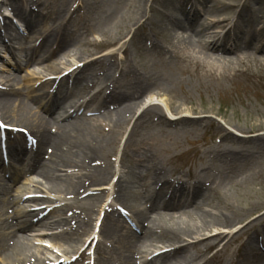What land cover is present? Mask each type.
Listing matches in <instances>:
<instances>
[{
    "label": "bare ground",
    "instance_id": "obj_1",
    "mask_svg": "<svg viewBox=\"0 0 264 264\" xmlns=\"http://www.w3.org/2000/svg\"><path fill=\"white\" fill-rule=\"evenodd\" d=\"M3 6L11 7L13 17L28 26L52 20L62 9L39 0H0V13ZM79 8L80 4L67 10L68 17H61L58 24H45L29 33L27 44L17 49L19 60L13 66L6 67L0 62V68L5 71L0 75V124L22 132L12 138L0 127V168L8 165L15 170L7 180L13 183L11 190L0 177V264H89L88 255H95L92 264H212L211 261L230 251L234 243H237L231 250L234 264H264L260 251L264 244V214L254 215L240 233L233 235L229 229L235 211L226 204L219 208L206 202L211 192L220 198L213 187L217 178L203 177L201 172L205 168L200 173L192 169L186 173L180 170L169 173L158 153L157 142L161 143L163 137L157 135L166 133L168 125L174 131L200 129L199 124L187 117L197 113L196 108L187 107L184 114L186 110L166 100L165 112L156 102L144 101V92L151 91L161 76L146 67L133 66L125 36L108 39L110 26L101 34V40L87 43L94 47L114 45L101 56L84 62L92 55L90 51L85 56L77 49L71 52L64 49L83 35L81 32L86 27L84 23L75 26L70 23L73 12ZM113 9V4H108L104 10L106 18ZM135 10L137 16L134 15L132 25L148 19L144 4ZM2 16L1 59L8 57L6 49L17 39L11 33L9 16ZM164 22L160 29L168 35V40L163 45H151L153 62L173 63L191 58L190 51L214 59L210 52L226 48L216 34L205 36L212 27L201 26L196 33L202 40H195L173 32L181 25L177 18H167ZM224 34L228 35L229 30ZM205 37H208L206 41ZM144 39L146 43L148 37ZM112 58L114 62L107 70L106 62ZM22 61L26 70H21ZM96 66L99 72L103 71L102 75L94 74L92 69ZM109 69L119 72L118 77ZM88 76H93V80L87 90L81 80ZM27 82L30 85L24 87ZM123 84L129 90L123 91ZM77 85L82 94L73 93ZM41 86L46 89L32 95ZM31 100L39 104V110L31 107L28 103ZM116 107L119 111L112 114L110 110ZM125 124H131V130L123 147V160L119 161L121 168L117 169L111 163V151L125 132ZM259 126L252 123L237 130L256 132ZM216 129L221 136L219 141L227 144L219 142L214 150H211L213 146L209 147V153L214 152L218 161L215 166L221 174L236 168L240 163L236 157L246 156L251 146L234 147L229 144L234 135L221 125ZM257 142L264 146L263 139ZM127 152L132 153L129 164L124 162ZM11 161H20L22 166H12ZM241 164L246 163L241 161ZM61 168L68 169L61 173ZM27 172H35L41 180L30 178L19 186L17 176ZM133 179L140 181L144 189L147 199L144 204L133 189ZM39 192L45 195H37ZM104 195L106 208L98 227L95 222L93 227L91 211ZM71 198L77 202L76 207L66 202ZM26 200L33 202L35 208L26 209V204L21 202ZM55 202L61 204L43 205ZM189 209L199 213L198 222ZM253 209L241 215V219L252 215ZM100 214L99 211L97 219ZM123 222L134 230L127 228L114 240L111 234L120 231ZM35 226L45 233L27 238L25 232ZM245 234L247 237L242 240ZM42 237H53L67 246L59 257L49 258L43 251H51L52 244H44ZM107 248L114 252H106L105 257ZM117 250L122 254L115 255ZM208 251L213 254L207 256Z\"/></svg>",
    "mask_w": 264,
    "mask_h": 264
},
{
    "label": "rangeland",
    "instance_id": "obj_2",
    "mask_svg": "<svg viewBox=\"0 0 264 264\" xmlns=\"http://www.w3.org/2000/svg\"><path fill=\"white\" fill-rule=\"evenodd\" d=\"M39 1L45 2L50 6H58L59 9H62L58 11V14L52 20L33 23L28 26L13 17L11 7H2L0 21L2 22V15L6 14L9 16L8 19L11 21L9 24L12 28L11 33L17 36L16 42L18 41L23 45L27 44L29 33L31 34V32L40 29L45 24H51L53 22H57L56 24H58L61 17H68L69 13L67 10H73L80 4V8L73 12L74 14L70 19V23L74 26L79 23H84L86 27L81 32L83 35L79 36L75 41L70 42V44L68 43L64 49H68L70 52L71 50L77 49V51L83 53L85 56L90 51L92 55L87 56L84 62L95 59L110 48L112 49L114 45H110L111 47H94L89 46L87 43L93 40H101L103 38L101 34L110 26L108 39L125 36L128 47V58L133 66L138 69L146 67L151 72H155L161 76L160 80H157V85L152 87L151 91L144 92L142 96L144 101L152 100L154 103L156 102L165 112H167L165 107L166 100L171 101L175 106H179L180 109L186 110L184 114H187V107L194 106L196 108L197 113L187 114V117L197 123V125L199 124L200 129L198 128L196 131H174V128L168 125L166 127V133L157 135L158 138L163 137L161 143L157 142L160 149L158 153L164 159L169 173L170 171L175 173L174 171L179 170L186 173L189 169L200 173V169L205 168V171L201 172L203 177L217 178L213 187L220 194V198L214 192H211L208 194L206 202L211 206L213 205L219 208L223 204H226L235 211L233 226L229 229L233 231V235L240 233L241 228L254 215L264 214V146L255 144L257 140L258 142L261 139L264 140V0H154V2L152 0ZM61 3H65L66 5L62 7L60 6ZM108 4H113L114 9L112 10V15L106 18L104 10ZM143 4L148 19H141L139 24L132 25L134 15L137 16L135 9ZM172 17L181 20V25L175 27L176 29L173 32L177 33L178 31L182 37L187 36L198 40L201 39V36L196 31L201 26L207 25L212 27L205 36L214 34L219 36L223 46L226 47L225 50L210 52L214 59L205 58V56H202L198 52L190 51L191 58L187 57L184 60L177 59L173 63H167L163 60L153 62L154 55L151 54L150 47H147L144 43L146 41L144 38L148 37V43L158 45L166 43L168 35L160 27L164 26V21L167 18ZM193 18L195 20L191 24ZM116 21H119V23L116 24ZM19 28L22 29L23 35L19 34ZM227 30H229V34L225 35L224 33ZM0 31L3 33L4 29H0ZM207 38L205 37L204 41ZM14 45L15 43L10 46ZM1 50L0 57L2 55ZM0 62L7 65L2 59ZM113 62V58L108 60L105 68L108 70ZM23 64L25 65L26 63L23 61L21 70H26ZM30 64H33V61ZM97 68L99 67H93L94 74L97 76L102 75L103 71L99 72ZM109 72L115 73V77H118L119 72H114L111 69H109ZM4 73L5 71L0 70V75H4ZM92 80L93 76H88L81 80L83 85H85L84 89L87 88L88 90L92 84ZM29 85L27 82L23 86L28 87ZM79 87V85L74 87L73 93L77 91L81 93L82 89L79 91ZM45 89V86H41L32 95ZM121 89L123 91L129 90L124 84ZM155 93L163 96L159 97ZM28 103L33 109H40L37 102L31 100ZM119 109V107H116L110 111L112 114H115ZM41 113L45 115L43 112ZM252 123L260 125V130L249 133L245 132L246 130H242L244 132L237 130L239 126L247 128ZM218 125H221L226 131L234 135V140L229 143L232 146H251L246 156L242 158L236 157L235 160L240 162H237L238 166L236 168L221 174L215 166L218 161L214 157V152L209 153V147L213 146L211 150L219 147L218 143L220 142L221 136L217 133L216 126ZM0 127L2 130L8 132L7 135L12 138L16 133H22L21 130L13 128L10 125L0 124ZM123 130L125 132L113 151H111V163L117 169L121 168L119 161L121 159L123 160V154L125 152L123 147L129 135L128 133L131 130V124H125ZM221 143L227 144L225 141H221L219 144ZM127 154V158H124L125 164L131 163L130 156H132V153L127 152ZM103 161H105V158L101 160L102 163ZM241 161L246 164H241ZM11 164L18 168L22 166L20 161H11ZM6 167L5 171L9 174L15 171L11 166ZM61 169L60 172L63 173V170H67L68 168ZM30 178L41 180L35 172H27L25 175L21 174L17 176L18 185H24L27 179ZM133 180L134 183H131L133 189L139 196L141 203L144 204L147 200L144 195V189L139 185L140 181H136L137 179ZM6 182L8 190H11L13 183ZM112 192L111 190L110 196H112ZM37 195L43 196L45 193L39 192ZM110 196L108 202L111 199ZM102 197L100 202L94 204L95 206L90 214L92 215L91 218H93V227L95 226L94 222L96 224L95 227H98L106 208V204L103 202L107 196L104 195ZM26 201H21L26 204V209L35 208L33 202ZM37 201L42 202L40 200ZM67 201L69 203L72 202L75 207L77 206L75 199L71 198L67 199ZM48 204L58 206L61 203H45L43 205L46 206ZM75 209L79 211V208ZM251 209L255 210L253 213H250L252 215L242 220L241 215L249 213ZM189 210L192 213L191 216L198 222V216L196 215L199 213H194L191 209ZM99 211L101 214L99 219H97ZM68 212L70 213L71 211ZM256 223L258 224L259 222L257 221ZM127 228L134 230L129 223L123 222L120 231L113 232L111 236L115 240V236L125 232ZM40 229L38 226L29 229L25 232L26 237H39V234L45 233V230L41 231ZM224 229L227 230V228ZM246 237L247 235L245 234L241 239L245 240ZM42 242L46 245H49L48 243L52 244V252L48 250L43 251L49 258L59 257L58 254H61V250L67 246L65 242L53 237H42ZM236 245L237 243H234L231 247L232 252ZM231 250L221 255V258H216L214 261H211V263L234 264L235 259L231 255ZM108 251L111 253L114 252L111 248H107L103 256ZM260 251L263 256L262 259L264 260V244L261 245ZM119 254H122V251L117 250L115 255ZM206 254L210 256L213 252L208 251ZM94 258L95 255H88L86 260L89 262Z\"/></svg>",
    "mask_w": 264,
    "mask_h": 264
}]
</instances>
